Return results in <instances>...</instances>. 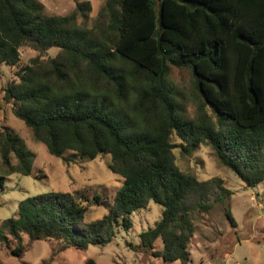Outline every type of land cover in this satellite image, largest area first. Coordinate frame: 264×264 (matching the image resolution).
<instances>
[{
    "label": "trees",
    "instance_id": "obj_1",
    "mask_svg": "<svg viewBox=\"0 0 264 264\" xmlns=\"http://www.w3.org/2000/svg\"><path fill=\"white\" fill-rule=\"evenodd\" d=\"M90 10L89 1L55 15L40 0H0V66H17L22 46L39 55L58 48L18 70L8 85L13 113L54 156L110 155L108 168L123 183L107 212L91 221L87 211L101 204L98 194L28 196L2 222L0 242L17 256L25 234L59 240L62 250L105 245L117 225L131 228L132 214L154 201L163 207L160 219L128 245L165 263L190 264L197 215L231 191L218 177L201 180L182 169L175 148L207 144L247 186L264 181V0H105L92 27L78 22ZM172 68L193 78L196 119L183 111ZM129 97L132 114L117 105ZM0 154V187L6 175L31 174L33 153L5 125Z\"/></svg>",
    "mask_w": 264,
    "mask_h": 264
},
{
    "label": "rangeland",
    "instance_id": "obj_2",
    "mask_svg": "<svg viewBox=\"0 0 264 264\" xmlns=\"http://www.w3.org/2000/svg\"><path fill=\"white\" fill-rule=\"evenodd\" d=\"M40 1L44 3L46 13L55 15H67L75 9L77 2L89 1L91 10L88 15L78 16V22L89 27L95 25L105 3V0ZM57 52L58 48L53 47L39 55L33 48L22 46L17 66H0V128L5 125L13 130L19 144L34 155L31 174L12 173L5 176L4 184L0 187V228L2 222L16 212L21 200L57 190L81 189L90 197L98 194L101 204L91 205L87 211L86 219L91 221L107 212L106 205L113 201L123 183L122 177L108 168L110 155L88 158L66 151L63 157L54 156L34 136L32 129L13 113L8 85L18 81V70L29 64L32 58H47ZM170 77L176 83L186 117L196 119L199 114L197 90L190 72L172 68ZM131 103L132 97H129L117 105L132 114ZM172 138L179 144L180 139L176 135ZM175 154L176 162L182 169L195 173L201 180L218 177L231 191L224 203L218 202L209 211L197 215L195 233L189 245L190 264H264V181L256 186H247L230 168L222 164L216 151L207 144H199L190 152L179 145L175 148ZM71 158L73 161H68ZM16 162L12 154V163ZM0 174H4L1 154ZM162 209V205L149 202L147 207L132 214L131 228L117 225L116 234L110 242L105 245L92 244L88 249L69 247L62 250L63 243L59 240L41 238L31 241L25 234V250L21 256H17L0 242V264H87L88 258L95 259L99 264H181L179 260L165 263L161 257L138 252L128 245V242H140V233L160 219ZM227 209L231 211L236 225L231 223L226 214ZM8 237L11 246L15 247L16 241L10 235ZM156 244L161 246V239Z\"/></svg>",
    "mask_w": 264,
    "mask_h": 264
},
{
    "label": "water",
    "instance_id": "obj_3",
    "mask_svg": "<svg viewBox=\"0 0 264 264\" xmlns=\"http://www.w3.org/2000/svg\"><path fill=\"white\" fill-rule=\"evenodd\" d=\"M6 98H7V99L9 98V94H8V92H7V94H6Z\"/></svg>",
    "mask_w": 264,
    "mask_h": 264
},
{
    "label": "built area",
    "instance_id": "obj_4",
    "mask_svg": "<svg viewBox=\"0 0 264 264\" xmlns=\"http://www.w3.org/2000/svg\"><path fill=\"white\" fill-rule=\"evenodd\" d=\"M228 264H233V263H228Z\"/></svg>",
    "mask_w": 264,
    "mask_h": 264
}]
</instances>
